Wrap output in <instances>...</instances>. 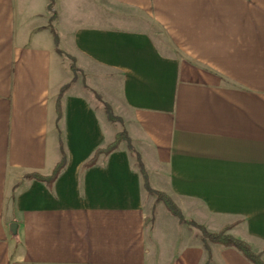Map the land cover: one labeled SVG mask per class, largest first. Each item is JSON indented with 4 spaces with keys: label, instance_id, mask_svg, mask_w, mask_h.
<instances>
[{
    "label": "crops",
    "instance_id": "crops-1",
    "mask_svg": "<svg viewBox=\"0 0 264 264\" xmlns=\"http://www.w3.org/2000/svg\"><path fill=\"white\" fill-rule=\"evenodd\" d=\"M48 4L0 0V264L264 260V0Z\"/></svg>",
    "mask_w": 264,
    "mask_h": 264
},
{
    "label": "trees",
    "instance_id": "trees-1",
    "mask_svg": "<svg viewBox=\"0 0 264 264\" xmlns=\"http://www.w3.org/2000/svg\"><path fill=\"white\" fill-rule=\"evenodd\" d=\"M53 4H54V0H49L48 9L52 12V15H51L50 21H49V27L54 33L55 41H57V36H56V34L54 32V28H53V19L55 17V10L53 9ZM72 68H74V67H72ZM102 104L104 106V109H105L106 114L108 116V119L110 121L119 120L117 117H115L113 115L111 108L106 103H102ZM56 110H57V114L59 115L60 114L59 102L56 105ZM123 140H128V136H127L125 131H120L117 133V135H116V137L112 143H110L104 149H100V150L96 151L94 157L89 162V164H91L93 162V159L97 155H99L101 153L106 154V153H109V152L115 150L118 147L119 143ZM134 156H135L136 162H137V164H138V166L142 172V175L144 178V186H145L146 190L153 193L156 196L157 201L162 202L164 204V206L166 207V209L172 215L176 216L180 221L185 222L184 216H183L180 208L176 205V203L172 200V198L169 195H167L166 193H164L162 191L154 190L149 186V184L147 182L146 171H145L144 166L142 164L140 155L135 151ZM63 166H64V157H62L60 162L56 165V167L54 168V170L50 176L44 177V176L39 175L37 173H32V174L27 175V177L38 179V180H44V181L50 183L57 176V174L61 171ZM187 223L189 225L197 228L198 230H200L205 240H209L212 243L220 244L224 247L235 248L252 264H264V261L261 260L260 255L252 252L251 246L246 241H244L238 237H234L233 235H231L227 232L228 227H224V228L220 229L219 232H210V231L206 230L203 226H201V225H199L193 221H187Z\"/></svg>",
    "mask_w": 264,
    "mask_h": 264
},
{
    "label": "rangeland",
    "instance_id": "rangeland-1",
    "mask_svg": "<svg viewBox=\"0 0 264 264\" xmlns=\"http://www.w3.org/2000/svg\"><path fill=\"white\" fill-rule=\"evenodd\" d=\"M160 205H161V204H160ZM161 207H163V210H164V211H167V210L164 208L163 205H161ZM188 225H189V224H188ZM189 226H190L191 229H193L194 231H196V232L200 235V237L204 240L205 243H212V242H210L209 240H205V239H204V237H203V235H202V233H201L200 230H198L197 228H195V227H193V226H191V225H189ZM210 232H219V230H218V231H210ZM227 232H228L229 234H231L229 231H227ZM231 235H232V234H231ZM234 237H235V236H234ZM251 249H252V247H251ZM252 252L259 254L261 260H263L262 257H261V253L256 252V251H254L253 249H252ZM263 261H264V260H263Z\"/></svg>",
    "mask_w": 264,
    "mask_h": 264
}]
</instances>
